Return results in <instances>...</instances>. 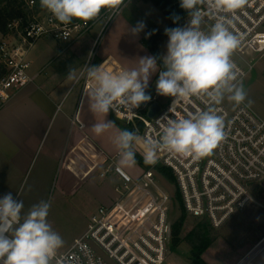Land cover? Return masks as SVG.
<instances>
[{
	"label": "built area",
	"instance_id": "2783aa9c",
	"mask_svg": "<svg viewBox=\"0 0 264 264\" xmlns=\"http://www.w3.org/2000/svg\"><path fill=\"white\" fill-rule=\"evenodd\" d=\"M19 1L28 18L12 22L8 27L10 34L0 42V66L3 67L0 108L15 92L34 82L30 76L29 55L40 40L52 39L66 44L91 32L98 24L102 23L103 31L121 12L102 9L94 20L74 19L71 24L64 25L42 9L39 0ZM199 7L205 13L202 30L208 31L215 18L207 15L206 4ZM188 16L186 10L184 26ZM230 30L239 39V46L231 58L242 72V81L254 69L256 56L264 54V0H248L236 13ZM92 63L87 62L85 66L91 67ZM111 72L120 70L116 67ZM83 75L84 90H90L92 82L87 79L85 68ZM149 95L151 99L144 107L110 109L118 121L140 124L141 137L159 139L163 125L157 121L162 117H187L209 107L206 97L193 96L180 100L172 113L169 109L175 98L171 97L162 107L156 102L158 93ZM154 104H158L160 110L149 118L148 112ZM212 107L224 117L226 138L206 157L193 160L190 156L162 150L156 163L136 176L118 167V155L103 158L99 178L106 180L113 176L118 179L114 185L117 197L110 206L98 208L86 230L64 254L55 256L52 264H164L171 229L170 207L176 192L171 196L166 185L160 183L155 174L157 165L171 171L187 216L206 220L219 229L234 215L245 211L253 200L250 188L257 186L264 192V119L246 101L235 106L225 99ZM262 250L264 238L237 264H251Z\"/></svg>",
	"mask_w": 264,
	"mask_h": 264
},
{
	"label": "clouds",
	"instance_id": "9594fccd",
	"mask_svg": "<svg viewBox=\"0 0 264 264\" xmlns=\"http://www.w3.org/2000/svg\"><path fill=\"white\" fill-rule=\"evenodd\" d=\"M247 3L248 0H180V7L189 13L188 20L183 27L165 29L168 41L166 54L159 58L162 66L156 56L141 57L138 67L118 73L106 70L104 64L85 66L87 79L92 82L86 94L88 108L104 117L93 123L91 130L101 135L116 129L113 143L118 151V167L135 166L138 148L146 165L155 164L162 150L199 160L226 138L224 117L212 106L225 99L235 106L247 100L242 72L231 58L239 39L230 30L236 13ZM39 4L64 25L74 19L94 20L102 9L118 12L127 6L125 0H39ZM202 4L207 5V15L215 18L208 31L201 27L205 17L199 7ZM178 20L174 16L173 22ZM144 27L143 22H138L130 32L137 36ZM156 73L157 93L175 98L170 112H175L180 100L193 96L206 97L208 109L176 119L162 117L157 121L163 125L159 139L141 137L135 130L117 129L114 122L105 120L110 109L116 111L123 106L132 110L149 101L151 97L145 90ZM50 207L51 200L40 201L22 216L23 201L14 199L11 193L0 198V264H52L64 240L48 221Z\"/></svg>",
	"mask_w": 264,
	"mask_h": 264
},
{
	"label": "rangeland",
	"instance_id": "374dc122",
	"mask_svg": "<svg viewBox=\"0 0 264 264\" xmlns=\"http://www.w3.org/2000/svg\"><path fill=\"white\" fill-rule=\"evenodd\" d=\"M177 2L180 5V0H177ZM126 5V7L122 6L119 15L103 31L101 23L93 28L91 32L82 34L66 44L55 42L52 39L40 40L30 52V70L43 72L44 85L47 89L52 90L57 84V88L62 92L77 77L86 62L91 61L93 62L92 66H99L108 54L116 57L125 69L138 67L139 58L152 56L144 45L158 31H165L170 23L162 12L152 4H145L140 0H127ZM183 10L186 12L185 9ZM138 22H143L145 27L137 36H133L130 29L135 27ZM185 22L186 17L183 26ZM5 38L0 35V42ZM167 41L168 37H164L158 43L159 58L166 54ZM70 71L72 72L71 75H69ZM156 75L157 73L150 78L148 86ZM77 83L68 94L67 102L74 99L79 100L81 88L84 85L83 79ZM242 84L247 92V100L251 101L249 105L264 119V54L256 56L254 69L242 80ZM89 91L86 90L87 93ZM155 91L156 84L149 93L157 95ZM86 94L80 106L82 121L90 118ZM170 99V96L158 94L156 102L164 107ZM109 115L108 113L106 117ZM94 116L104 119L100 114L92 113L91 117ZM112 130L114 132V129ZM114 135L115 133L112 132L111 134L102 133L99 135L98 141L106 151L117 150L113 143ZM136 153L143 158L139 148ZM42 155L43 149H40L25 178L22 182L21 179H18L12 190L14 189V192H16L15 199L23 201L22 216L28 212L32 205L40 201L51 200L48 221L64 240L63 247L56 254V256H59L64 254L71 247L74 240L87 228L91 216L96 213L99 207V203L89 191V188L85 187L74 198H62L56 186L55 178L56 175L59 176L58 171L55 172L56 163L46 162ZM38 157L39 159H37ZM152 165L145 169L135 164V166L125 169L136 176L143 170L150 169ZM157 166L155 167L156 177L163 186L166 185L165 189L169 194L174 196L175 192L178 193L175 182L171 183L169 181V183L166 178L156 171ZM51 176L52 179H50ZM91 182L99 184L102 181L99 176H95ZM250 194L253 200L245 211L234 215L219 229H215L209 224L214 229L217 238L200 256V260L204 264H237L264 238V192L257 186H252ZM179 216V205L177 206L175 199H173L169 221L175 222ZM195 223L196 219L186 215L182 239L186 238L193 230ZM164 264H193L190 246L182 243L176 250H171L168 247ZM251 264H264V250L253 259Z\"/></svg>",
	"mask_w": 264,
	"mask_h": 264
},
{
	"label": "crops",
	"instance_id": "0c3cea01",
	"mask_svg": "<svg viewBox=\"0 0 264 264\" xmlns=\"http://www.w3.org/2000/svg\"><path fill=\"white\" fill-rule=\"evenodd\" d=\"M86 64L62 92L57 84L52 90L47 89L43 72L30 70L34 82L15 92L11 100L0 108V198L11 193L15 199L16 192L12 188L18 179L22 182L39 150L43 149L44 160L56 163L55 172L59 173L55 178L56 186L62 198H74L85 187L89 188L99 207L110 206L116 199L113 186L118 182L116 177L101 180L99 184L91 182L99 176L103 158L118 155L117 150L106 151L98 141L99 135L91 130L92 124L102 119L91 117L89 111L90 118L82 121L80 106L87 93L83 86L79 100L67 102L73 86L83 79ZM102 64L111 71L116 67L120 71L126 70L112 54L104 57ZM157 79L158 73L146 92H150ZM109 114L105 120L116 124L118 120L111 111ZM116 128L119 129L117 124ZM111 132L116 134V129L104 133Z\"/></svg>",
	"mask_w": 264,
	"mask_h": 264
},
{
	"label": "trees",
	"instance_id": "16d2710c",
	"mask_svg": "<svg viewBox=\"0 0 264 264\" xmlns=\"http://www.w3.org/2000/svg\"><path fill=\"white\" fill-rule=\"evenodd\" d=\"M145 4H152L155 8H157L169 21L170 25L168 28L182 27L184 23V18L186 17V12L180 7L177 0H141ZM174 16H178L179 20L175 23L173 22ZM26 20L28 18L27 11L23 7V3L19 0H0V35L2 37H6L10 34L9 25L18 20V19ZM165 35V31H158V33L153 36L145 45L152 56L157 57V63L162 66V63L159 59L157 46L160 40H162ZM106 70L110 71L109 68L106 67ZM0 72H3V67L0 66ZM120 130L127 129L129 131H137L140 133L142 130V126L138 123L134 124H125L120 121H115ZM137 124V125H135ZM136 164L142 168H149L150 165H146L144 163V159L136 153L135 155ZM156 171L162 175L164 178L174 183V178L170 170L163 166H157ZM166 180V181H167ZM169 182V183H170ZM175 201L177 206L179 205V213L180 216L175 222H171L170 236L168 247L171 250H176L180 247L182 243H186L191 248V255L193 264H204L203 261L200 260V256L202 253L209 248L212 243L215 241L216 233L214 229L209 225L206 220H196L195 227L193 230L187 235L186 238L182 239V233L185 230L183 229V225L185 222L186 215L182 210L181 200L176 192Z\"/></svg>",
	"mask_w": 264,
	"mask_h": 264
},
{
	"label": "water",
	"instance_id": "95a60500",
	"mask_svg": "<svg viewBox=\"0 0 264 264\" xmlns=\"http://www.w3.org/2000/svg\"><path fill=\"white\" fill-rule=\"evenodd\" d=\"M149 34V33H148ZM150 35V34H149ZM146 94L147 95H149V93H147L146 92ZM150 96V95H149ZM148 102V101H147ZM147 102H144V103H141V107H144L146 104H147ZM159 110H160V106L158 105V104H154L151 108H150V110H149V112H148V117L149 118H153L158 112H159ZM170 224H171V222H170Z\"/></svg>",
	"mask_w": 264,
	"mask_h": 264
}]
</instances>
